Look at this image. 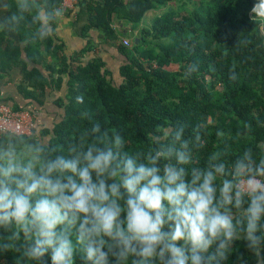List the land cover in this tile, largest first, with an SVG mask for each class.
<instances>
[{"label":"clouds","instance_id":"clouds-1","mask_svg":"<svg viewBox=\"0 0 264 264\" xmlns=\"http://www.w3.org/2000/svg\"><path fill=\"white\" fill-rule=\"evenodd\" d=\"M251 12L264 14V0ZM194 134L158 126L134 154L99 122L64 154L5 134L0 255L16 253L15 264H224L243 241L264 264V142L231 163L213 150L189 167L204 147Z\"/></svg>","mask_w":264,"mask_h":264},{"label":"trees","instance_id":"trees-1","mask_svg":"<svg viewBox=\"0 0 264 264\" xmlns=\"http://www.w3.org/2000/svg\"><path fill=\"white\" fill-rule=\"evenodd\" d=\"M172 3L178 6L145 27L150 12ZM254 3L79 0L90 13L83 35L96 28L126 57L120 82L103 59L83 61L90 47L70 57L65 42H57L62 0H9L7 22L27 44L22 53L16 39L0 29V99L4 78L19 66L23 68L19 89L26 100L43 103L48 89L62 90L68 78V94L58 102L65 110L62 120L32 137H15L64 154L69 144L84 139L85 129L90 131L99 122L110 136L124 137L125 150L134 154L146 149L148 133L158 126L183 124L186 137H194L195 129L204 145L194 152L189 167L204 166L213 150L223 152L228 163L245 147L255 151V145L264 142V19L251 12ZM43 9L53 31L39 15ZM121 24L143 27L138 43L135 39L131 46L124 44ZM45 32L49 35L42 37ZM11 105L17 111H35ZM4 135L0 133V139ZM16 255H0V264H15ZM224 264H256V258L238 241Z\"/></svg>","mask_w":264,"mask_h":264},{"label":"crops","instance_id":"crops-1","mask_svg":"<svg viewBox=\"0 0 264 264\" xmlns=\"http://www.w3.org/2000/svg\"><path fill=\"white\" fill-rule=\"evenodd\" d=\"M42 12L44 13L42 18L45 24L49 26L50 31H53L54 25L48 20L46 10L43 9ZM8 16L9 0H0V29H6L16 39L17 44L22 46V53H24L27 42L22 41L20 34L7 22ZM89 18L90 13L87 4H79L71 14L61 12L56 25V40L57 42L60 40L65 42V51L70 57L90 47V51L82 57L83 61L88 62L95 57L103 59L107 63L108 69L112 71L115 80L120 81V69L124 65L126 57L120 54L115 46L107 44L104 35L96 28L90 29L88 36L83 35V28L89 22ZM121 27L122 32L126 35L124 39L132 41L138 38L142 29L141 27L134 29L130 24H121ZM34 66L36 64L31 63V67ZM41 68L46 72L43 66ZM22 77L23 68L19 66L4 78L1 95L14 106L19 105L22 108L35 110L38 113L37 132L40 134L44 129L53 128L55 123L62 120L65 110L58 105V102L60 99L66 98L68 94V78H66L62 90L48 89L44 102L39 103L38 101L26 100L21 93L19 83Z\"/></svg>","mask_w":264,"mask_h":264},{"label":"built area","instance_id":"built-area-1","mask_svg":"<svg viewBox=\"0 0 264 264\" xmlns=\"http://www.w3.org/2000/svg\"><path fill=\"white\" fill-rule=\"evenodd\" d=\"M79 0H62L60 10L75 11ZM264 19V14L259 15ZM126 46H131L132 40L124 39ZM38 125V113L30 110L17 111L11 104L0 99V133L11 134L13 136H29L36 134Z\"/></svg>","mask_w":264,"mask_h":264},{"label":"rangeland","instance_id":"rangeland-1","mask_svg":"<svg viewBox=\"0 0 264 264\" xmlns=\"http://www.w3.org/2000/svg\"><path fill=\"white\" fill-rule=\"evenodd\" d=\"M191 3V2H190ZM178 4L176 3H172L170 4L168 7H163L162 9H155L152 12H150L146 17L145 20L143 22V24L145 25L146 28L151 27L154 19L159 15V14H164L166 11H168L171 8L177 7ZM143 28V27H141Z\"/></svg>","mask_w":264,"mask_h":264},{"label":"water","instance_id":"water-1","mask_svg":"<svg viewBox=\"0 0 264 264\" xmlns=\"http://www.w3.org/2000/svg\"><path fill=\"white\" fill-rule=\"evenodd\" d=\"M136 42L138 43L139 42V39H136Z\"/></svg>","mask_w":264,"mask_h":264}]
</instances>
